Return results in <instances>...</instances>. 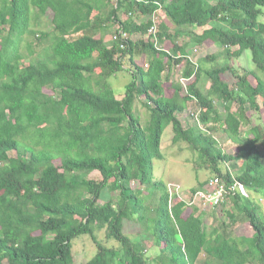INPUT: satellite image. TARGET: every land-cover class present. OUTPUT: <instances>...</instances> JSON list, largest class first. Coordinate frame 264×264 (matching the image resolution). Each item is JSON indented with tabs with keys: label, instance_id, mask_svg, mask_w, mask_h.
<instances>
[{
	"label": "trees",
	"instance_id": "16d2710c",
	"mask_svg": "<svg viewBox=\"0 0 264 264\" xmlns=\"http://www.w3.org/2000/svg\"><path fill=\"white\" fill-rule=\"evenodd\" d=\"M263 18L264 0H0V264H75L87 237L86 264H264ZM37 35L51 49L27 62L18 45ZM191 43L220 51L195 62ZM248 50L255 68H238ZM124 71L119 98L110 78ZM167 130L213 174L194 194L213 177L237 186L221 228L156 175Z\"/></svg>",
	"mask_w": 264,
	"mask_h": 264
},
{
	"label": "rangeland",
	"instance_id": "374dc122",
	"mask_svg": "<svg viewBox=\"0 0 264 264\" xmlns=\"http://www.w3.org/2000/svg\"><path fill=\"white\" fill-rule=\"evenodd\" d=\"M155 19L158 22L157 16L155 17ZM41 20L42 22L43 20L47 21L48 18L43 17ZM262 21H264V18ZM34 27L35 29H40L38 26H34ZM40 27H43V23ZM42 29L46 32H51L53 31V26L46 22ZM38 36L39 35H37V37L23 36L18 45L20 48V52L24 55V60L27 62L35 58L38 59L40 57L48 56L49 49H51L50 48L51 46L49 47V45H52L53 43V41L51 42V38H48L47 40L41 43L37 40ZM110 37H111L110 35L107 37V42L109 44L112 43ZM185 40H189V39H185ZM29 42H32V49L34 50L33 53H31L30 51ZM219 51L220 50L218 49L217 46L212 48L201 46V48L199 47L198 51H195V55L197 57V61H199L203 56L205 57L208 54L217 53ZM236 66L238 68H242V67L255 68L252 52L250 50L246 51L240 58L236 60ZM263 73H261V75L264 77ZM204 78L205 80L204 83H202L201 88L203 91L207 92L210 87L209 85L210 81L208 78H206V76H204ZM131 80H132V74L129 71L118 73L110 78V81L114 86V88L116 89L119 98L123 97L125 93L126 85ZM184 82H186V79ZM137 107L143 113L144 120H146L147 118L146 107H144L141 103H138ZM234 108H237V106H235ZM253 120L255 123H264V112L255 113ZM249 128L250 126L244 127L245 129L244 132L246 133V136L248 135L247 130H249ZM169 129H171V127H169L168 130ZM217 136L219 137V141L221 145L228 146L229 144L232 143L229 136L223 130ZM163 150L166 154L167 159L155 160L156 175L161 179H163L168 184L169 189L172 193L177 192L183 198L190 200V198L194 196L193 188L200 187V181H205L209 179L211 176H213L212 172L205 166H202V164L199 162L198 153L192 151V149L188 146L186 142H180L175 144L172 139L171 131H168L164 137ZM228 150L231 152L233 151V149L231 148ZM234 171H237V169H234ZM108 195L109 194L107 193L106 196ZM208 209L210 210V213L207 219L208 221L206 223L207 224L206 228L208 229L209 232H211L213 228H217V227L221 228L222 223L224 221L229 220V218L226 215H224V213L218 211L217 208L215 209L208 208ZM126 232L133 239L137 241L142 240L144 235H146L144 230L142 229L141 224L135 221H127ZM99 237L103 242L106 243L114 242V241H108L106 239V234L104 230L99 233ZM74 250L76 257L75 264H86V262L89 259H91L93 255L96 253L97 247L94 241L90 237H87L78 240L75 243ZM156 252L157 251L153 249L151 254L155 255Z\"/></svg>",
	"mask_w": 264,
	"mask_h": 264
},
{
	"label": "built area",
	"instance_id": "2783aa9c",
	"mask_svg": "<svg viewBox=\"0 0 264 264\" xmlns=\"http://www.w3.org/2000/svg\"><path fill=\"white\" fill-rule=\"evenodd\" d=\"M157 23H155L151 28H150V33L156 34L157 32ZM131 38V35L128 31H125L121 29L120 31L116 32L114 35V40L121 42L125 40H129ZM157 39V37H156ZM158 42V39H157ZM121 47L125 48L126 45L121 42ZM184 80V79H182ZM194 107L190 108V113L191 115L194 114ZM232 187H227L225 184L221 182L219 178H212L209 181V185L206 186L204 189L198 190L192 196L193 203L198 204L200 207L204 208L205 210L208 208L215 209L217 206L221 205L224 203L227 199V194L231 190Z\"/></svg>",
	"mask_w": 264,
	"mask_h": 264
},
{
	"label": "crops",
	"instance_id": "0c3cea01",
	"mask_svg": "<svg viewBox=\"0 0 264 264\" xmlns=\"http://www.w3.org/2000/svg\"><path fill=\"white\" fill-rule=\"evenodd\" d=\"M159 13H161V11H159ZM192 29L193 30H197V26L192 27ZM182 30H183V33H182L181 37L179 38V43L183 44V43L187 42L188 40H185V39H189V42H193L192 41V38L189 37V35L187 36V32H188L189 28L188 27L187 28H183ZM189 47L190 48H195L196 51H198L200 46L199 45H193L191 43V45H189ZM190 57L192 58V60H194L195 62H197V57L195 55V52L194 53H191L190 54Z\"/></svg>",
	"mask_w": 264,
	"mask_h": 264
},
{
	"label": "clouds",
	"instance_id": "9594fccd",
	"mask_svg": "<svg viewBox=\"0 0 264 264\" xmlns=\"http://www.w3.org/2000/svg\"><path fill=\"white\" fill-rule=\"evenodd\" d=\"M182 81H185V79L182 80ZM213 178H215V177H213ZM234 186L237 187L236 185H234ZM234 186H233V185H232V186H229V188L232 187L231 190H232V189H235ZM240 188L242 189V191H243L244 193H246V188H245V186L240 185ZM229 192H230V191H229ZM229 192H228V193H229ZM260 199H261V198H260ZM226 200H227V199H226ZM225 202H226V201H225Z\"/></svg>",
	"mask_w": 264,
	"mask_h": 264
}]
</instances>
